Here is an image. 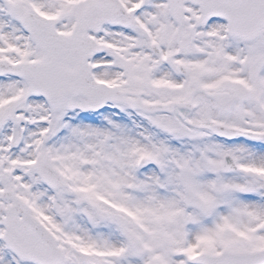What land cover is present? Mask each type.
Segmentation results:
<instances>
[{
  "label": "snow or ice",
  "instance_id": "obj_1",
  "mask_svg": "<svg viewBox=\"0 0 264 264\" xmlns=\"http://www.w3.org/2000/svg\"><path fill=\"white\" fill-rule=\"evenodd\" d=\"M0 264H264V0H0Z\"/></svg>",
  "mask_w": 264,
  "mask_h": 264
}]
</instances>
